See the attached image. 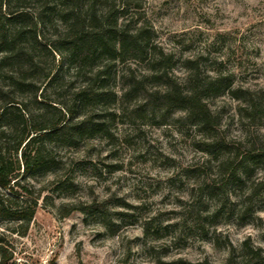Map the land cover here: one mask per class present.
<instances>
[{
    "label": "rangeland",
    "instance_id": "obj_1",
    "mask_svg": "<svg viewBox=\"0 0 264 264\" xmlns=\"http://www.w3.org/2000/svg\"><path fill=\"white\" fill-rule=\"evenodd\" d=\"M134 2L139 22L154 34V45L173 58V82L183 83V62L191 59L198 60L202 72L214 70L232 83L233 90H240L235 97L226 93L206 102L218 138L239 149L264 148V120L250 121L240 113L245 90L264 92V0ZM24 4L28 13L40 11L37 0ZM106 4L118 9L120 1ZM48 18L52 25L44 23L36 30L47 44L56 38L54 17ZM129 67L136 76L145 74L144 64ZM116 72L120 77L127 71L118 66ZM123 88L120 79L112 87L115 92ZM111 108L115 115L109 140L96 138L55 150L65 164L63 180L73 181V191H56L42 172L34 173L25 185L30 204L41 190L26 233L11 234L20 232L14 223L0 225L11 264H157L159 259L225 264L230 248L238 257L243 255L247 240L264 256V191L251 203L242 197L264 175L262 169L254 171L243 189H226L236 206L226 205L217 219L203 221L218 200H207L204 189L220 188L222 175L215 162L195 149L202 137L177 120L179 112L164 120L159 114L138 119L118 110V105ZM108 199L117 203L108 207L110 214L130 216L123 222L113 219L120 227L111 231L77 212L59 217L64 206Z\"/></svg>",
    "mask_w": 264,
    "mask_h": 264
},
{
    "label": "trees",
    "instance_id": "obj_2",
    "mask_svg": "<svg viewBox=\"0 0 264 264\" xmlns=\"http://www.w3.org/2000/svg\"><path fill=\"white\" fill-rule=\"evenodd\" d=\"M24 1L0 0V225L14 223L20 232L11 234L26 233L41 190L30 204L31 193L25 185L36 172L47 174L56 191H73V181L63 180L65 164L55 150L76 148L96 138L109 140L113 105L138 119L159 114L164 120L181 113L177 120L202 137L195 149L215 162L222 175L220 188L204 189L207 200H218L202 220L214 221L226 205L236 206L226 189H243L254 171H264V148L239 149L220 140L206 102L226 93L234 96L239 89L233 90L232 83L214 70L202 72L198 60L191 59L183 62V83L173 82L169 77L173 58L154 45V34L139 22L134 0H119L118 9L106 6L107 0H37V14L28 13ZM49 16L55 20L56 38L47 44L36 30L44 23L52 25ZM132 64L146 65L145 74L136 76L129 67ZM118 66L126 68L125 75L117 76ZM117 79L123 82L120 92L112 89ZM243 94L240 113L250 121L264 120V92L245 90ZM261 191L264 175L251 185L249 194H243L244 202L251 203ZM112 203L108 199L64 206L59 217L77 212L96 218L111 231L120 227L113 219L130 218L110 214L108 207L117 205ZM143 233H150L147 226ZM3 243L0 234V264H11ZM230 249L225 264H264L261 250L248 240L242 243L241 257ZM157 264L210 263L159 259Z\"/></svg>",
    "mask_w": 264,
    "mask_h": 264
}]
</instances>
